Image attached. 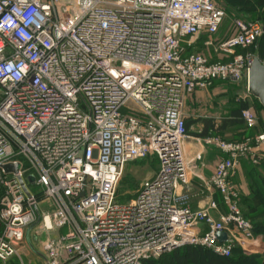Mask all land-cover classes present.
<instances>
[{
    "label": "built area",
    "instance_id": "1",
    "mask_svg": "<svg viewBox=\"0 0 264 264\" xmlns=\"http://www.w3.org/2000/svg\"><path fill=\"white\" fill-rule=\"evenodd\" d=\"M225 15L217 0H0V264H26L38 219L30 237L49 233L45 264H142L185 246L220 257L258 250L234 178L242 161H263L264 136L201 140L222 155L207 189L225 212L212 196L194 210L189 188L203 158L185 150L188 99L248 80L257 58L264 66L250 52L259 21L234 20L217 45L226 63L195 51ZM242 117L256 119L249 109ZM148 158L158 171L122 202L126 166Z\"/></svg>",
    "mask_w": 264,
    "mask_h": 264
},
{
    "label": "crops",
    "instance_id": "2",
    "mask_svg": "<svg viewBox=\"0 0 264 264\" xmlns=\"http://www.w3.org/2000/svg\"><path fill=\"white\" fill-rule=\"evenodd\" d=\"M218 4L220 5V7L224 10L225 12V18L223 20V23L218 31V33L215 36L220 35L221 33H223V27L225 23V20L228 19L230 21V26H228L226 28V30H229L228 34L226 35H222V39L218 40L219 44L220 42L228 39L229 37H231L232 35H234L235 31L233 29V22L234 20H242V21H252L257 19L261 14L264 13V1L263 0H217ZM230 34V35H229ZM229 35V36H228ZM213 36V37H215ZM202 37V36H201ZM200 37V38H201ZM220 41V42H219ZM216 43H212V45L209 44V42L204 43L203 47H205L202 51H198L203 53L211 62H222V63H226L228 61L231 60L232 56H228L222 53H219L217 51V47L215 46ZM250 52H252L254 55H256L257 57H264V31H263V35L262 38L260 39V41L254 45L251 49ZM236 53H243L242 50H237ZM217 58L218 61H214V59ZM241 83V84H240ZM240 83H236L233 81H216L214 82L213 86L207 90H196V92L194 93L193 96H195L198 93H204V92H208L210 89L214 88L215 84H224V85H229V86H234L237 87L238 86L241 87L237 89L238 93L242 92V96L240 97V100H238V105L231 108L228 113L227 116L222 118L221 120H217V118L213 117V118H203V119H197L195 121H193L194 125L191 127H195L198 126L200 128V132L199 134H202L204 126H203V121L205 120H213L215 122V124L217 126H223V123L225 122H229V120L232 119V110L237 108L238 106H240V102L243 103H248L249 105V110H251L256 119L251 122L250 124H245V125H229L225 130L220 131L217 134H220L224 131H226L229 128L232 127H238V138L241 140V138H258L260 136H264V108L261 105V103L254 98L251 93L248 90V81L247 80H243ZM192 96V97H193ZM190 97L187 101L186 107H185V113L187 115V119H186V123H190L189 122V114H188V104L190 103V99L192 98ZM242 98H245L244 100ZM249 125V126H248ZM190 128V129H191ZM189 129V130H190ZM216 135H209V136H217ZM190 138L186 141L185 144V150L187 153V156L189 158H195V156L197 154H202V162L200 164V169H199V177H195L191 180L190 182V192L194 195H196V197L194 198V200H192V208L194 210H198L199 208H203L206 206V204L209 202L211 196L217 201L218 204H220L221 206V211L225 212L224 207L221 205V197L218 194H213L211 195V192H209V190L207 189V184L212 176V173L214 171V168L219 160V155L220 158L222 157V155L220 154V152L213 148V147H204L201 140H203L204 138L207 137H197V134H195V136L192 138L191 136H189ZM197 138V139H194ZM243 139V140H244ZM240 141H229V142H240ZM218 153V159L215 163L214 168L212 167L211 169L204 166L203 163L207 160V158H210V156H214V152ZM260 151H261V156L263 157V164L257 166V172L259 175H264V142L260 145ZM158 163V162H157ZM250 164L249 161L245 160L242 161V163L240 164L239 168L237 169L236 172V176L234 178L235 183L237 184L239 191H240V196L242 198H247L251 195V188H250V183L247 180V173H246V165ZM251 165V164H250ZM158 171V169H157ZM156 171V172H157ZM155 175V174H154ZM214 216L216 218L219 217V213L218 212H214ZM202 228H204L202 226ZM259 241H262L263 246H261L262 248V253L261 255L264 254V238L260 237ZM258 241V242H259ZM258 245V243H257ZM254 252H258V251H254Z\"/></svg>",
    "mask_w": 264,
    "mask_h": 264
},
{
    "label": "rangeland",
    "instance_id": "3",
    "mask_svg": "<svg viewBox=\"0 0 264 264\" xmlns=\"http://www.w3.org/2000/svg\"><path fill=\"white\" fill-rule=\"evenodd\" d=\"M227 22V23H226ZM223 33L218 36L208 38L201 37L195 43L194 49L195 51H202L205 47H203L206 42H214L218 43V40L222 39V35L228 34L229 30H226L228 26H230V21L228 19L225 20ZM230 35V34H229ZM228 35V36H229ZM221 41V40H220ZM219 41V42H220ZM215 44L217 47L218 44ZM214 61H218L217 58ZM241 84V83H240ZM242 86V85H241ZM240 86V87H241ZM238 86V88H240ZM237 87H232L229 85L215 84L214 88L210 89L208 92L198 93L190 99V103L188 104V114H189V122H193L197 119H203L206 117L209 118H217V120H221L222 118L227 116L228 111L238 105V100L242 96V92L238 93ZM241 95V96H240ZM250 124V123H247ZM249 126V125H248ZM238 127H232L227 129L226 131L217 134L216 137H219L225 141H240L238 136ZM200 128L195 126L189 130V136L192 138L195 134H199ZM245 138V137H244ZM244 138H241L243 140ZM197 139V138H194ZM214 156H210L203 163L204 166L208 168H214L215 163L217 161L218 153L213 151ZM217 156V157H216ZM220 159V155H219ZM159 165L157 161L153 158H148L145 160H139L134 163H130L126 166L123 178L119 184L118 195L124 201L128 202L136 197L137 191L145 180L151 179L156 173ZM252 165H246V173L247 180L250 183V174ZM40 208L46 213L50 214L53 211L51 203L47 202L40 206ZM36 230H39V236L37 241H32L34 249L38 253H42V244L47 240L48 232L37 228L34 230L32 235ZM55 232L50 233V235H55ZM32 240V239H31ZM258 248V252H254L253 254L262 253L261 246L259 247L256 243L254 244ZM24 254V253H23ZM26 257H23L26 264H45L44 259L38 255L34 250H32L27 242V248L25 251ZM11 264H20L19 260L13 259Z\"/></svg>",
    "mask_w": 264,
    "mask_h": 264
},
{
    "label": "trees",
    "instance_id": "4",
    "mask_svg": "<svg viewBox=\"0 0 264 264\" xmlns=\"http://www.w3.org/2000/svg\"><path fill=\"white\" fill-rule=\"evenodd\" d=\"M252 21H259L264 27V13ZM202 37L206 38L208 36L203 35ZM240 103V106L232 110V119L228 123H223V126H217L213 120L203 121V132L197 134V137H209L210 134L216 135L229 125H245L247 122L242 117V111L248 109L249 105L248 103ZM193 125V122L186 123L188 134ZM249 163L253 166L249 176L251 195L247 198L241 197L240 206L243 217L250 221L253 226V235L264 238V175L256 173L257 166L263 163L259 165H253L250 161ZM120 200L124 202L121 198ZM142 264H264V254L246 255L241 249H236L230 257H220L204 247L185 246L171 253L163 254L157 259L145 260Z\"/></svg>",
    "mask_w": 264,
    "mask_h": 264
},
{
    "label": "water",
    "instance_id": "5",
    "mask_svg": "<svg viewBox=\"0 0 264 264\" xmlns=\"http://www.w3.org/2000/svg\"><path fill=\"white\" fill-rule=\"evenodd\" d=\"M247 81H248L249 92L251 93V95L254 98H256L261 103V105L264 108V66L261 64V62L258 58L254 60V63H253V65L249 71ZM4 170L7 173L12 172V171L17 172L18 166L9 165V166H6L4 168ZM25 192L30 197V193L26 188H25ZM82 195H83V193H82ZM39 220L40 219H38V221L35 225H33L29 228V230L27 231V234H26V239H27V242H28L30 248L32 250H34L38 255H40L44 259V256L42 254L38 253L34 249L33 244H32V240L30 237L32 230L38 225ZM217 238H218V241L220 243H224L227 239V234L225 232H219L217 234Z\"/></svg>",
    "mask_w": 264,
    "mask_h": 264
},
{
    "label": "bare ground",
    "instance_id": "6",
    "mask_svg": "<svg viewBox=\"0 0 264 264\" xmlns=\"http://www.w3.org/2000/svg\"><path fill=\"white\" fill-rule=\"evenodd\" d=\"M257 243H258V246H259V247H260V246H263L262 241H259V242L257 241L256 244H257Z\"/></svg>",
    "mask_w": 264,
    "mask_h": 264
}]
</instances>
